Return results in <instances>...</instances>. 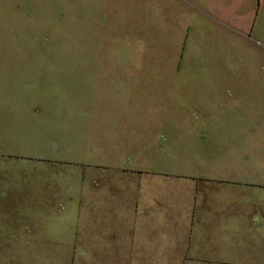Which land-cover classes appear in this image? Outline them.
I'll list each match as a JSON object with an SVG mask.
<instances>
[{
    "label": "rangeland",
    "instance_id": "1",
    "mask_svg": "<svg viewBox=\"0 0 264 264\" xmlns=\"http://www.w3.org/2000/svg\"><path fill=\"white\" fill-rule=\"evenodd\" d=\"M254 32L227 30L192 0H0V264H84L70 254L76 239L83 242L76 233L104 231L101 223L75 222L78 209H91L89 198L104 197L92 178L128 184L140 156L164 150L160 134L177 132L174 120L218 121L211 132L238 120L215 103L211 112L176 104L192 89L213 98L227 87L264 86V43ZM125 71L186 78L138 79L136 121L104 124L100 137L115 135L99 148L98 129L84 117L108 120L120 110L113 89L95 86L102 73ZM169 102V119H160ZM182 135L196 138L192 130ZM121 136L131 145H119ZM131 154L138 157H125Z\"/></svg>",
    "mask_w": 264,
    "mask_h": 264
},
{
    "label": "crops",
    "instance_id": "2",
    "mask_svg": "<svg viewBox=\"0 0 264 264\" xmlns=\"http://www.w3.org/2000/svg\"><path fill=\"white\" fill-rule=\"evenodd\" d=\"M192 1L197 7L207 8L227 30L245 37L255 31L256 40L264 43V0ZM177 74L186 78L179 71L102 73L95 87L113 89L117 103L112 106L120 110L108 120L102 113L96 122L91 114L84 118L91 125L95 123L99 137L104 124L112 128L121 121L131 124L137 117L132 107L140 106L138 99L132 98V92L138 90L137 80H160ZM214 94L213 98L211 92L202 97L198 89L195 93L192 89L190 98L178 97L176 105L211 112L215 103L228 114L239 113L240 118L224 122L223 129L212 132L218 121L174 120L177 132L160 134L164 150L140 156L144 163L129 169L133 174L128 184L114 188L102 183L101 179L110 176L97 174L98 178L92 180L104 197L97 201L89 198L86 207L91 209H78L75 222L101 223L104 231L97 236L89 229L77 232L83 242L76 239L70 254L82 255L84 264H264V86L227 87L223 93ZM169 104L160 106V119L165 115L169 119ZM96 107L102 112L105 106ZM190 130L196 138L182 135ZM102 135L99 148L111 143L115 130ZM176 135L186 143L173 142ZM130 141L117 138L119 145L126 142L129 146ZM148 141L143 143L150 144ZM104 153L99 152V158H117L115 154L107 158ZM125 157L132 160L138 154ZM88 237L90 241L86 242Z\"/></svg>",
    "mask_w": 264,
    "mask_h": 264
}]
</instances>
